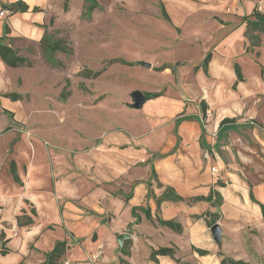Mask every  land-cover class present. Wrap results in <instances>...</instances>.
<instances>
[{"label": "crops", "instance_id": "obj_1", "mask_svg": "<svg viewBox=\"0 0 264 264\" xmlns=\"http://www.w3.org/2000/svg\"><path fill=\"white\" fill-rule=\"evenodd\" d=\"M17 1L25 3L28 10L10 15L0 8V37L6 36V43L15 50L10 43L15 37H26L39 45L44 21L40 7L44 0H0V5ZM247 3L252 11L255 4L250 7L249 0ZM34 7L41 11L32 12ZM175 22L173 26L179 33L181 20L177 18ZM178 45L172 42L166 50H176ZM208 52L211 58L205 73L199 66ZM17 53L20 55V51ZM175 58L178 57L163 61L162 66L169 67L160 70L166 80L160 84L181 80V89L176 94L142 92L160 96L146 100L141 108L149 127L139 134L115 123L118 130L100 142L83 141V154L75 155L72 161L52 152L43 163L36 161L39 158L29 152V147L25 149L22 141L15 143L13 154L9 148L7 156L6 142L0 139V165L5 164L4 168L0 166V221L14 219L16 223L17 216L35 212L30 225L17 227L16 223L20 236L5 243L8 253H0V264H42L56 240L67 241L69 249L63 261L68 264H83L99 248L94 264H219V252L251 264L248 247L257 255L264 254V119L258 115L257 124L243 119L240 103L223 93L225 84H216L233 78V86L245 82L242 72L243 80L238 81L233 65L230 69L226 60L212 57L210 48L201 59L190 63H194L195 83L178 77L179 63ZM9 68L0 59V107L7 118L4 125L16 122L11 111L17 109L21 99L11 101L3 94L24 96L17 84L19 77L11 88L5 76ZM203 86L207 87L203 93L207 100L202 98L197 105L194 98L201 96ZM127 108L132 109L131 103ZM11 162L17 180L9 171ZM77 176H83V184ZM165 187L186 201H164L157 210L155 198L162 195ZM211 191L221 196L220 206L187 201L207 197ZM137 207L149 208L152 221L138 213L141 220L135 223L131 209ZM206 212L217 213L223 220L221 249L206 225ZM156 216L177 222L182 232L159 226ZM248 226L257 228L259 235L245 234ZM121 233L131 235L126 239L130 240L127 253L113 256L116 237ZM159 247L175 248L174 258L158 256L157 263L152 262L150 251Z\"/></svg>", "mask_w": 264, "mask_h": 264}, {"label": "rangeland", "instance_id": "obj_2", "mask_svg": "<svg viewBox=\"0 0 264 264\" xmlns=\"http://www.w3.org/2000/svg\"><path fill=\"white\" fill-rule=\"evenodd\" d=\"M247 1L94 0L95 5L88 12L84 0H68L66 10L63 0H44L40 7L42 26L53 39L66 41L71 52H56L50 64L44 61L35 42L26 37L10 40L20 51V56L27 58L32 66L9 68L5 72L11 88L19 77L17 84L24 93L20 105L11 111L15 123L4 125L7 118L0 107V139L6 142L7 156H10L8 149L11 148L13 154L15 143L22 141L25 149L29 147V152L39 158L37 162L43 163L52 152L72 161L75 155L83 154V141L98 139L100 142L108 133L118 130L115 123L135 134L143 132L149 127L144 121V108H127L132 103L131 94L153 90L178 93L181 80H168L161 85V81L166 80L157 70L163 61L174 57H178L175 58L179 63L176 66L178 77L186 83H195L196 71L194 63H190L195 58L201 59L209 48L212 57L218 61L226 60L230 69L233 63L239 65L244 84L233 86L235 78L219 80L216 84H225L223 93L240 103L242 118L257 124L258 115L264 119V75L259 73L264 67V39L253 32L251 35L258 37L254 46L245 37L242 18L251 12ZM249 1L250 7L255 4L260 12H264V0ZM161 2L172 23L162 20ZM177 18L181 20L179 33L175 31L178 27H174ZM172 42L180 45L176 50H166ZM139 62L150 64L151 68ZM155 67L158 68L154 71ZM83 69L101 73L94 79H87L78 75ZM204 91H207L206 86L201 88V96L194 98L195 104L198 105L202 98L207 100ZM247 91L252 93L248 95ZM209 111L213 114L210 108ZM203 122L207 125L205 119ZM0 166L4 168L5 164ZM77 178L83 184V176ZM222 222V219L216 221L221 230L225 228ZM15 225L14 219L0 221L4 240L20 236ZM250 228L245 229V234L259 235L257 228ZM14 231L17 235L12 237ZM245 245L248 246L247 242ZM218 248H222L221 241ZM246 250L251 264H264V254L257 255L249 247ZM100 251L101 248L83 264H94ZM61 264L68 263L62 259Z\"/></svg>", "mask_w": 264, "mask_h": 264}, {"label": "trees", "instance_id": "obj_3", "mask_svg": "<svg viewBox=\"0 0 264 264\" xmlns=\"http://www.w3.org/2000/svg\"><path fill=\"white\" fill-rule=\"evenodd\" d=\"M63 1H64L63 9L66 10L68 8V0H63ZM84 2L87 4L86 6H84L86 7L87 11L88 12L91 11V9L94 7L93 5H95L94 0H84ZM0 8H1V11H8L10 15H13L16 13H24V12H27L28 10V6L22 1H17L12 4H1ZM40 11L41 10L37 7H34L32 9V12H40ZM160 13L164 21L166 22L170 21L163 4H160ZM242 21H243L242 23L245 24V33H244L245 37L251 42V45L256 46L257 45L256 41L258 40V37L254 38V36H252L251 34L253 32H257L258 34L262 35L264 39V12H260L258 8L255 6L250 12V14L245 15L242 18ZM40 27L43 29V34L39 42V47L41 51V56L45 62H48L51 64L53 60V55L56 52H64L66 54H69L71 52V50L68 48V44L66 41L61 40V39H57V40L53 39V37L47 33V29L44 26H40ZM5 32L8 33L7 26H5ZM7 40L8 39L6 36L0 37V59L1 61L10 68H20V67L30 68L32 66L31 62L27 58L20 56L17 53V50L9 46L6 43ZM210 58H211V53L208 52L204 56L199 66L203 69L205 73H206V68L210 61ZM114 61L115 60H112V62ZM121 62L124 63L123 60ZM168 67L169 66L164 65L158 68L157 70H163ZM233 68L237 76V80L242 81L243 78L241 75L239 65L237 63H234ZM100 73L101 71L93 72L88 69H83L81 72L78 73V75L83 78L94 79L98 77ZM260 73L264 75V67L260 68ZM66 81L68 84V80ZM82 87L83 86H81V88ZM143 94L146 100L160 96V93H143ZM3 97L8 98L11 101H17L21 99V96L17 93H6V94H3ZM204 109L205 108L202 107L203 115L205 113ZM9 171L11 175L13 176V179L17 180L13 162H11L10 164ZM152 175L154 178H156L154 171H152ZM157 185L161 186L159 183H157ZM250 195H251V199L253 200L252 194ZM164 201L184 202L186 200L182 198L181 196L177 195L172 188L165 187L162 195L155 198L157 210L159 208V205ZM187 201L189 202L205 201V202H208L211 205V207H218L221 205L222 198L219 195V193H217L216 191H211L207 197L194 198V199L187 200ZM261 210H263L262 206H261ZM138 213H143L144 217L147 220L152 221L151 212L149 208L137 207V208L131 209V215L135 218V223H139L141 220ZM30 214L31 216L26 215V214L17 216L16 217L17 226L25 227V226L30 225L33 221L32 216L35 215L34 210H31ZM205 218H208L206 220L207 227L211 228L216 223V221L219 219V215L217 213L206 212ZM155 221L159 226L167 227L176 233L182 232V227L177 222H174L172 220H162L158 216H156ZM4 238H5L4 233L0 232V241H1L0 242V253L2 255H6L8 253V250L4 248V245L8 241V239L4 240ZM129 243H130V240L124 241V246L120 250L122 254L127 253L126 248ZM68 249H69V245L66 240H56L52 248L47 253H45L44 261L42 262V264H61V261L64 258ZM175 253H176L175 248L159 247L158 249H151L149 258L152 262L157 263L158 256H169L171 258H174ZM201 253L203 254V252ZM218 257L220 258L219 264H250L249 262H246L243 260H235L231 257L225 256L224 254L220 252L218 253Z\"/></svg>", "mask_w": 264, "mask_h": 264}, {"label": "water", "instance_id": "obj_4", "mask_svg": "<svg viewBox=\"0 0 264 264\" xmlns=\"http://www.w3.org/2000/svg\"><path fill=\"white\" fill-rule=\"evenodd\" d=\"M140 65L146 67V68H150L151 66L149 64H146L144 62H139ZM131 108L135 109V110H140L146 99L144 97V94L140 91H134L131 94ZM211 234L213 236V240L215 241V243L219 246L220 241H221V229L219 227L218 224H214L211 228ZM131 237L130 234L128 233H121L116 237V242H117V248L115 250V253L120 252V250L122 249V245H123V241L126 239H129Z\"/></svg>", "mask_w": 264, "mask_h": 264}, {"label": "built area", "instance_id": "obj_5", "mask_svg": "<svg viewBox=\"0 0 264 264\" xmlns=\"http://www.w3.org/2000/svg\"><path fill=\"white\" fill-rule=\"evenodd\" d=\"M0 13L2 14V12H0ZM211 172H212V173H215L216 170H215L214 168H212V169H211ZM1 228H2V231H5V229H4L3 227H1ZM16 235H17V232L14 231V232L12 233V237H13V236H16ZM4 239H5V238H4Z\"/></svg>", "mask_w": 264, "mask_h": 264}]
</instances>
